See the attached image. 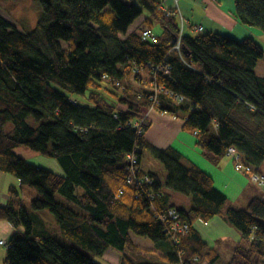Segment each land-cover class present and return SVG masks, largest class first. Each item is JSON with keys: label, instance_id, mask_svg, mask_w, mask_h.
<instances>
[{"label": "trees", "instance_id": "trees-1", "mask_svg": "<svg viewBox=\"0 0 264 264\" xmlns=\"http://www.w3.org/2000/svg\"><path fill=\"white\" fill-rule=\"evenodd\" d=\"M163 2L40 0L41 16L28 32L0 14V170L21 183L10 186L9 203L0 204V222L14 228L3 264H103L94 257L108 248L122 253L121 264H199L204 258L214 264L219 256L194 223L218 215L242 235L228 264H264V199L255 197L246 208L233 205L211 174L174 147L161 149L148 139L151 118L141 134L129 124L154 105L182 119L212 163L219 164L234 146L246 165L261 172L264 75L256 67L264 47L250 36L185 33L189 54L182 57L172 50L180 19ZM145 10L147 18L131 32ZM235 14L264 32V0H235ZM156 23L163 29L156 33L159 41L145 40L143 31H154ZM147 63L172 66L168 78L158 76L166 88L158 104L150 99L154 91L133 74L134 64ZM168 90L185 100L175 101ZM19 146L55 158L64 175L19 156ZM129 153L137 157L138 175L152 179L146 188L158 193L153 200L127 183ZM24 186L36 192L33 210L57 216L67 243L35 230L32 213L19 205ZM169 190L189 196L192 206H175ZM173 207L191 227L179 243L159 218ZM132 234L150 239L165 255L134 262L131 253L147 257L148 250Z\"/></svg>", "mask_w": 264, "mask_h": 264}, {"label": "crops", "instance_id": "crops-1", "mask_svg": "<svg viewBox=\"0 0 264 264\" xmlns=\"http://www.w3.org/2000/svg\"><path fill=\"white\" fill-rule=\"evenodd\" d=\"M124 1L132 2V0ZM164 2H167V0H164ZM179 6L180 10L185 12V16L183 17L185 18L186 23L202 25L205 29L204 31L230 34L237 39L250 36L255 38L261 44V40H264V32L261 29L246 25L239 20L235 14V1H229V4L225 5L224 0H180ZM198 9L201 11H198ZM146 18L147 16L141 21V23H143ZM135 29L130 31L132 32ZM186 33H195V31L186 28ZM260 65L261 61L258 63L256 71L259 75H264V65L261 66V73L258 72ZM183 123L184 121L180 118H176L169 113L162 114L155 110L151 114V124L146 135L157 147L161 149L174 147L185 157L211 174L215 180L216 187L227 195L232 204H234L232 198H235V201L238 203L242 200L245 203V207L255 197L264 199V191L258 185L253 183L252 185H245L243 176L237 169L235 170L230 157H225L219 164H214L207 159L197 144L196 136L185 131L183 129ZM34 164L37 166H46L38 163ZM46 167L51 170H58L55 168L53 169L52 167ZM260 171L264 173V165L261 167ZM57 173L59 174V172ZM14 179L10 178L6 172L0 170L1 205H7L10 201V186H21L20 180L17 177ZM21 190L23 194H27L25 186L22 187ZM169 192L172 196V203L178 208L189 209L192 206V200L189 196H179L173 190H169ZM194 227L208 246L217 252L219 257L214 264H220L224 259V263L228 264L235 247L242 240L240 231L229 224L221 215L215 216L209 221L197 220L194 223ZM13 233L14 228L12 226V229L8 234L9 240L12 238ZM132 238L134 242L140 246V243L136 240L135 234H132ZM152 243V257L148 255L150 257L148 259L152 260L153 258L154 260H157L164 256L165 252L154 242ZM107 253L109 255L108 257L114 264H121L123 258L122 253L108 248L104 252L102 258L107 257ZM134 262L139 263L142 261ZM209 263L210 261H207L205 264Z\"/></svg>", "mask_w": 264, "mask_h": 264}, {"label": "rangeland", "instance_id": "rangeland-1", "mask_svg": "<svg viewBox=\"0 0 264 264\" xmlns=\"http://www.w3.org/2000/svg\"><path fill=\"white\" fill-rule=\"evenodd\" d=\"M135 1L136 0H132V2H135ZM229 1H235V0H224L225 5H228ZM17 2L18 3L13 4L12 1L0 0V14L2 16H4L5 18H7L8 20L12 21L21 31H24V32L32 31L37 26V23H38L39 18L41 16L42 11L40 8V3H39L40 0H18ZM163 4H165V6H168V7H176L173 0H167V2H163ZM178 7L179 8H178L177 15L181 21V15L185 16V12L180 10L179 5H178ZM198 11H201V10L198 9ZM146 16H148V12L145 10L144 14L136 20V22L131 26L130 30H133V29L137 28L138 26H140L141 24H143V23H141V21ZM144 26H146V23H144ZM153 30L157 34H162V31H163L161 25L158 23H156L154 25ZM205 32H207V31H205ZM261 41H262V45L264 46V40H261ZM263 65H264V57L261 59V65L258 69L259 73H261V71H262L261 66H263ZM108 97H109V99L112 100V98L110 96H108ZM5 128L8 132H10L14 128V124L9 122V123H7ZM15 150L19 156L27 159L29 162H31L33 164L34 163L43 164V165H46L48 167H52L53 169L54 168L58 169V170H52V171H54V172L56 171V173L59 172V174L62 173V175H64V169L62 168L60 163L55 158L44 155L40 152H37L28 146H19ZM231 159H232L234 168L236 170L237 168H236L235 162H234L233 158H231ZM46 166H41V167L47 168ZM47 169H49V168H47ZM49 170H51V169H49ZM238 172L243 176V178L245 180V185L246 184L252 185V181L244 172H242L240 170H238ZM6 174H8V176H10V178H13V179L16 178L11 173H6ZM25 188L27 189V194L22 193V196L19 200V205L24 206L26 209H28L29 212L32 213V217H33V221H34V225H35V230L36 231L48 230L51 234L57 236L62 242L67 243L61 236L60 224H59L57 216L48 209L38 210V211L33 210L31 207V200L36 196V192L28 186H25ZM176 193L179 196H183V197L187 196V195H183L182 193H179V192H176ZM57 199L59 201H63L64 198H63L62 194H58ZM232 201L234 202L233 205H235L237 207L246 208L248 206L247 205L245 207L244 206L245 203L242 200L238 203L235 201V198H232ZM11 229H12V225L8 221L0 222V240H2V239L5 240L7 242V244H9V245H10V243L8 242V240H9L8 234L11 231ZM135 236H136V240L138 241V243H140V246L143 247L144 249L148 250L147 251L148 255H151V251H152L151 249H153L152 241L146 237L138 236L136 234H135ZM9 245H5V246L0 245V264H3V262L6 258V251H7V247ZM111 250H114L117 252V250H115L113 248H111ZM108 256L109 255L107 253V257H105V258H102V257H94V258L99 260V261H102L103 264H114ZM130 257L134 261H137V262L138 261L148 262L147 258H150L149 256L146 257L145 255H142L140 253H135V252L131 253ZM224 260H223V262H220V264H225ZM206 261H207V259L204 258L203 260H201L199 262V264H205Z\"/></svg>", "mask_w": 264, "mask_h": 264}, {"label": "built area", "instance_id": "built-area-1", "mask_svg": "<svg viewBox=\"0 0 264 264\" xmlns=\"http://www.w3.org/2000/svg\"><path fill=\"white\" fill-rule=\"evenodd\" d=\"M176 7H165V10L168 11V14H171L172 10L178 12V5L180 0H173ZM171 10V11H170ZM186 28L191 29L195 32H203L204 27L202 25L197 24H187L185 18L181 15V27L179 35L177 36L176 44L173 46L172 50L179 53L182 57L184 56V47L182 39L186 33ZM143 38L145 40L157 43L159 41V36L150 29H145L143 31ZM172 71V66L168 63H160L153 64L147 63L146 65L134 64L133 66V74L139 78V84L144 87H150L154 93L151 95L150 99L154 102V104L159 103V93L162 92L165 87L160 86L158 84V76L160 74L170 75ZM117 85H121L120 80H116ZM126 85L123 86V89H127ZM170 96L174 97L175 101L182 102L185 100V96L177 93L175 91H167ZM156 108L152 105L149 110L143 114L141 119L131 121L129 124L139 132V134L144 132V121L146 119L151 118V114L155 111ZM162 114H166V112H161ZM229 156L233 157L236 168L242 172H244L252 181L253 184L258 185L264 191V173L259 171H255L251 166L246 165L242 161L241 154L238 152L237 148L231 146L228 148ZM127 160L129 161V173L127 176V183L129 185L138 186L142 191H146L149 195V198L153 200L157 197L158 193H154L146 188V184H152L153 181L149 176H139V169L137 167V157L135 153H129L127 155ZM123 189L120 190L119 196L122 195ZM159 218L165 223L166 230L170 236V238L175 242L179 243L182 236L186 235L191 227L188 222H185L181 219V216L176 208H169L166 212H161L159 214ZM0 245H9L5 240H0ZM10 246V245H9Z\"/></svg>", "mask_w": 264, "mask_h": 264}, {"label": "water", "instance_id": "water-1", "mask_svg": "<svg viewBox=\"0 0 264 264\" xmlns=\"http://www.w3.org/2000/svg\"><path fill=\"white\" fill-rule=\"evenodd\" d=\"M177 40V38H175V41ZM184 53L185 54H189V50L186 48V47H184Z\"/></svg>", "mask_w": 264, "mask_h": 264}, {"label": "bare ground", "instance_id": "bare-ground-1", "mask_svg": "<svg viewBox=\"0 0 264 264\" xmlns=\"http://www.w3.org/2000/svg\"><path fill=\"white\" fill-rule=\"evenodd\" d=\"M204 30H205V29H204ZM178 35H179V34H178ZM169 54H171V53H169ZM184 55H185V54H184ZM167 56H168V55H167ZM164 78H165V77H164ZM167 78H168V76H167ZM165 80H167V79H165ZM167 81H168V80H167ZM167 81H166V82H167ZM168 85H169V84H168ZM164 87H165V86H164ZM168 88H169V87H168ZM170 88H171V87H170ZM170 88H169V89H170ZM165 89H166V88H165ZM163 92H164V91H163ZM128 163H129V162H128Z\"/></svg>", "mask_w": 264, "mask_h": 264}]
</instances>
